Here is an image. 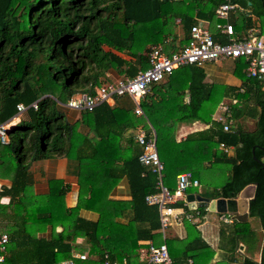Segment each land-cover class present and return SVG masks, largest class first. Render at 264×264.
I'll list each match as a JSON object with an SVG mask.
<instances>
[{"label": "trees", "instance_id": "1", "mask_svg": "<svg viewBox=\"0 0 264 264\" xmlns=\"http://www.w3.org/2000/svg\"><path fill=\"white\" fill-rule=\"evenodd\" d=\"M226 1L0 0V125L7 135L5 144L0 141V180L8 182L0 185V218L9 235L1 264H61L75 254L86 256L78 264H143L148 241L164 242L172 264H209L215 250L195 225L185 222L183 240H163L158 232L157 206L145 201L158 193V174L138 162L143 147L134 142L135 133L125 135L138 128L146 138L154 131L161 181L169 190L182 172L205 185L201 173L217 169L224 182L201 196L236 199L247 185H255L248 219L257 222L262 242L248 222H220L217 249L225 264L236 263L235 255L241 258L238 264H264V82L246 77L244 58L230 60L239 86L206 83L197 66L175 70L142 97L140 117L133 114V104L127 106L128 96L82 111L73 123L62 112L72 96L94 95L106 83L147 69L151 48L170 36L175 41L174 24L183 31L174 50L187 43L197 20L208 21L214 39L227 43L214 29L215 9ZM229 1L243 9L229 18L235 31L239 22L246 31L241 38L254 28L264 35V0ZM223 100L229 103V132L212 119ZM18 105L25 108L19 115ZM16 117L8 128L5 123ZM244 118L254 122L252 130L242 128ZM196 121L209 127L176 142L177 125ZM49 158L65 159L76 178L73 207L65 202L71 186L61 179H47L45 194L34 192L33 167ZM122 178L129 199H112ZM173 208L200 218L206 213L205 208L190 212L182 201ZM81 211L97 215L96 220ZM239 245L250 255L260 251L261 260L240 255Z\"/></svg>", "mask_w": 264, "mask_h": 264}, {"label": "built area", "instance_id": "2", "mask_svg": "<svg viewBox=\"0 0 264 264\" xmlns=\"http://www.w3.org/2000/svg\"><path fill=\"white\" fill-rule=\"evenodd\" d=\"M243 9L227 0L219 5L214 12L217 22L214 25L215 31L227 39V43L221 44L214 39V31L211 29L208 21L197 20L190 28L189 39L183 47L172 49L174 41L167 38L161 45H155L149 53V67L145 70L138 71L132 78H119L111 83L102 85L94 95L76 94L72 96L64 108L76 112L92 111L102 103H109L114 97L128 96L133 105V114L137 117L143 116L140 107L141 99L146 95L152 85L164 81L175 70L185 66L200 67L205 63H219L237 58H244L247 62L246 77L264 82V35H260L254 29L247 32L245 38H241L235 32L233 25L229 22L231 15L242 12ZM179 22V21H177ZM255 33L257 35H255ZM170 49L168 50V48ZM232 100L231 104H235ZM35 110L36 103L31 105ZM220 113L213 117L215 122L223 126L224 132H229L231 120L229 117V104L220 105ZM22 105L17 106V112H24ZM7 137L3 125H0V141L4 142ZM134 142L143 147V153L138 158V162L145 167H151L158 174L157 189L158 193L149 195L145 198L148 205H156L159 215L160 229L159 233L162 239H165L166 229L170 226L171 220L179 221L183 213H175L173 206L178 200H183L188 189L199 188L200 184L197 179L193 178L190 172L180 173L176 176L175 188L169 190L161 181L162 165L156 151V137L151 132L150 138H146L144 131L138 128ZM7 142V140H6ZM4 142V143H6ZM224 153L229 150L219 146ZM185 219L191 221L192 215L186 214ZM219 222L231 224L233 220L229 214H218ZM9 244V235L3 230V222L0 218V264L4 261V255ZM146 249L142 258L143 264H172L166 244L163 242L154 245L152 242H146ZM86 256L75 254L72 259L62 262L61 264H78ZM103 264H111L105 261ZM114 264H127L126 261L116 262Z\"/></svg>", "mask_w": 264, "mask_h": 264}, {"label": "crops", "instance_id": "3", "mask_svg": "<svg viewBox=\"0 0 264 264\" xmlns=\"http://www.w3.org/2000/svg\"><path fill=\"white\" fill-rule=\"evenodd\" d=\"M200 21L204 22L205 20H200ZM254 30L256 32H258L257 29H254ZM179 44H180L179 42L175 43V41H174L172 46L178 47ZM171 48H173V47H171ZM169 49H170V47L168 48V50ZM215 64H218V63H205L204 65L200 66V68H202L206 74V77H205L206 83L222 84V85H230V86H239L240 85V83H241L240 80L231 77L226 72L218 70L217 66ZM226 102H227L226 100H223L218 105V107L216 108V110L212 116V119H213V117H216L219 115V113L221 112L220 111L221 110L220 105L224 104ZM107 104L110 106L113 105V100H111ZM218 111H219V113L217 114ZM62 112L64 113L67 120L71 123L79 120L80 114H81V112H76L74 110L67 109V108H62ZM15 119L19 120L20 118L17 117V118H14L13 120H15ZM13 120L5 123V125L6 124H7L6 126H9V124L11 125V123L14 122ZM244 122H246V121H244ZM208 127H209L208 125H205L199 121L192 122V123H180L177 125L175 131L172 133V136L174 137L176 142H179V141L183 140L188 134L205 130ZM129 132H130V130L127 131L125 133V135L129 136V134H131ZM151 132H154V131H151ZM135 134H136V132H135ZM38 168H39L40 175L43 177L41 179V181H42L41 184H38V183L34 184V192L36 194H39V195L45 194L48 191V187H47V183H46L47 179H61L65 182V184H69L71 186L70 192L66 195L65 202H66L67 207H73L76 203V196H77L76 178L72 174L69 173V168H67L66 160L65 159L49 158L46 161H42L41 164H39ZM196 189H198V188H196ZM196 193L197 194H195V193L185 194L183 200H178L177 203L182 201L184 206H187V203L190 202V200H191L190 198H188V196H190V197L195 196V195L201 196V194H202L200 190H197ZM252 193H253L252 190H248L245 192V195L248 196V195H251ZM202 197H204V196H202ZM111 198L116 199V200H119V199L128 200L129 199V187H128V183H127L126 178H122L120 180L118 185L112 191ZM244 201H245V199L239 200L240 205L243 207H244V203H243ZM174 209H175V213H183V214L181 216H179V218H180L179 221L171 220L170 226H172V231L169 232V234H168V235H170V238H177L179 240H183L187 236V228H186L185 222H188L191 225H195L197 227V229L200 231L201 237L215 250V254L213 256V259L211 260V262L209 264H225V263L221 262V255L223 252L221 253V251L219 249H215L213 246V244L215 242L214 241L215 234L217 237L219 235V228L214 223V217L216 216L218 218V214L213 213L214 216L212 217V220L209 222L210 223L209 224V223H204V221L202 220L203 218L197 217V213H187L184 211L183 208H174ZM190 212H192V211H190ZM186 214L192 215L193 219L191 221L186 220L185 219ZM81 216H83L84 218H86L88 220H93V221L96 220V218H97V215L90 213V212H86V211H81ZM225 225H230V224H225ZM216 227H217V233L214 229ZM165 239H166V236H165ZM243 248H244V246H243ZM259 254H260V252H259ZM143 255H142V258H143ZM240 255H242V254L240 253ZM242 256H245V255H242ZM255 256H256V258H258L257 260L255 259V261L259 262L258 261L259 255H255ZM189 262H191V261H189ZM234 264H238V262H236Z\"/></svg>", "mask_w": 264, "mask_h": 264}, {"label": "rangeland", "instance_id": "4", "mask_svg": "<svg viewBox=\"0 0 264 264\" xmlns=\"http://www.w3.org/2000/svg\"><path fill=\"white\" fill-rule=\"evenodd\" d=\"M186 6H187V3H186ZM188 8V7H187ZM236 18H238L239 20L241 19L240 18V15L239 16H236ZM177 23V22H176ZM237 24V23H236ZM254 29H256V28H254ZM238 35H244L245 33H246V31L243 29V27H242V25L240 24V22L238 23V26H237V29H236V31H235ZM173 33L175 34V43H178L179 42V40L183 37V31H182V26L180 25V24H174V26H173ZM168 38H171V39H173V36H170V37H168ZM216 66H217V69L218 70H221V71H223V72H226V73H228L231 77H233V78H235L234 76H233V74H232V65H231V61L230 60H228V61H224V62H219L218 64H215ZM123 98H127V97H123ZM125 101L127 100V99H124ZM129 100V99H128ZM127 104V106H132V103L130 102V100L126 103ZM227 104H229L228 102H227ZM62 106V105H61ZM64 107V106H63ZM219 113V111L217 112V114ZM17 118V117H16ZM14 122H12L11 123V125L9 124V126H8V128H10L11 126H12V124H14L15 122H18V120L17 119H15V120H13ZM244 121H246V122H244ZM4 126V125H3ZM241 126H242V128L244 129V130H252V127H253V122L251 121V120H248L247 118H244L243 119V121H242V124H241ZM151 131H153V130H151ZM129 133H131V134H134L135 132H134V130H130V132ZM6 140H7V137L5 138V140H4V142H6ZM3 142V144H5ZM228 154L230 155L231 154V152H228ZM38 166V165H37ZM37 166H34L33 167V171H34V180H35V183L37 184H41L42 183V181H41V179H42V177L43 176H41L40 175V173H39V168H37ZM216 168H218V167H216ZM213 170V169H212ZM206 172V171H205ZM191 173V172H190ZM219 170L217 169V171H216V173L215 174H213V173H204V172H202L201 173V175H202V178L203 179H205L206 180V182H207V184H205V185H200V187L198 188V189H196V188H194V189H191V191H193L195 194H197L196 192H197V190H200L201 191V193L205 196H209L210 195V193H212V191H214V189H215V187L217 186V187H219L223 182H224V180H225V178L223 177V173H222V171L219 173ZM2 184H8V182L7 181H3V180H0V185H2ZM246 197V195H242L241 197H239L238 199L240 200H243V199H246L245 198ZM205 210H206V213H205V215H204V217H203V221H204V223H209L211 220H212V217L214 216V214L213 213H210L206 208H205ZM245 209H244V207H241V212H243ZM218 218L215 216L214 217V223L218 226V228H220V226H221V224L219 223V221L217 220ZM247 222L249 223V225L251 226V227H255L256 229H257V231H258V233H259V236H260V238H261V242H262V232H261V229L260 228H258V225H257V222L256 221H254V219L253 218H249L248 220H247ZM210 224V223H209ZM215 229V231H216V233H217V227L216 228H214ZM172 231V226H169L167 229H166V239H168V238H170V235H168L169 234V232H171ZM214 244H213V246H214V248L215 249H217V246H218V237L216 236V234H215V237H214ZM80 243H83L82 241H79ZM260 246H261V244L259 245V248H260ZM237 252L240 254H242V255H245V257H248V258H252V259H258V258H256V256L255 255H259V252L260 251H257V252H255V253H253L252 255H250V254H247L246 252H245V247L243 248V250H240L239 248L237 249ZM235 257H236V261L238 262V263H240L241 262V258L239 257V256H237V255H235Z\"/></svg>", "mask_w": 264, "mask_h": 264}, {"label": "water", "instance_id": "5", "mask_svg": "<svg viewBox=\"0 0 264 264\" xmlns=\"http://www.w3.org/2000/svg\"><path fill=\"white\" fill-rule=\"evenodd\" d=\"M255 35H257L255 33ZM248 190H252V194L246 196L244 203V211L241 212V206L239 202V197L242 195H245V192ZM255 194V185H247L244 189H242L236 199H208L205 197H202L200 195L195 196H188L190 198V202L187 203V209L189 211H195L198 208H206L211 213H217V214H229L231 216V219L238 223H245L248 220V214H249V202L254 198ZM240 250H243V246H238ZM261 260V253L259 254V260Z\"/></svg>", "mask_w": 264, "mask_h": 264}]
</instances>
